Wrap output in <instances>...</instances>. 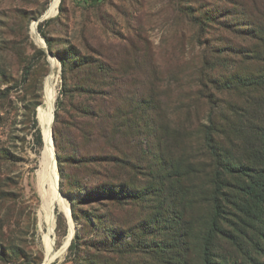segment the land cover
I'll list each match as a JSON object with an SVG mask.
<instances>
[{"label": "rangeland", "instance_id": "rangeland-1", "mask_svg": "<svg viewBox=\"0 0 264 264\" xmlns=\"http://www.w3.org/2000/svg\"><path fill=\"white\" fill-rule=\"evenodd\" d=\"M53 1L0 0V264H264V140L258 157L245 129L264 132V0H60L49 15ZM236 75L262 84L223 138L216 162L239 170L219 195L199 131L222 100L247 106L218 89ZM49 76L56 109L67 86L55 252L74 235L47 263L33 119Z\"/></svg>", "mask_w": 264, "mask_h": 264}, {"label": "trees", "instance_id": "trees-1", "mask_svg": "<svg viewBox=\"0 0 264 264\" xmlns=\"http://www.w3.org/2000/svg\"><path fill=\"white\" fill-rule=\"evenodd\" d=\"M210 18H207L206 21L202 19H197V23L201 25L202 28H204L207 23H209ZM255 24V23H254ZM60 60L62 62L63 66V80H65V68L67 65L70 63V58L68 57H60ZM208 66L209 62H207ZM212 67H215V65H212ZM262 84V81L259 78H254L253 80H250L248 77L242 78L240 75L233 76V78H226V80L220 85H218V89L224 90L229 94L230 97H232L233 94L238 93L240 94L241 97L247 96L245 99L246 107H242L239 105L237 102L233 101L230 99L228 101V104L226 103V100H222L223 104L225 103V106L229 108L228 112H219L221 109H217L214 111H210L211 113L209 116H207V124H202L201 125V132L199 131L200 138L203 140V145L204 149L206 150V157L210 160L213 161V164L210 165V169L212 170V183L214 184L215 187V193L221 194L223 192V188H226V186L229 184L227 178L225 177L226 174H233L234 172H237L239 170V167H236L231 165V163H219L217 164L216 160H221L223 158V152H224V146L222 145L223 143V138L225 137L226 140L231 142V144H235L236 136H241L243 134V131H239L240 128L243 127L244 124V118L246 117V112H249V109H252L254 105L257 103L253 101V92L257 90L258 86ZM244 90V91H243ZM67 92V86L65 85V82L63 83V87L61 90V96L58 97L57 99V109L55 111V121H54V135H55V144L56 147L59 150H61V145L60 142L61 140L59 139L60 136V131L61 128L60 125H63L62 117L61 114L59 113L61 106L63 104V97L65 96ZM206 99L210 103H215L213 101V96H205ZM262 106V105H261ZM252 112V111H251ZM95 115V114H94ZM239 118L238 120L235 118ZM254 115L252 118L254 119ZM256 119V118H255ZM34 126L36 127V142L39 145H43V135H42V130L39 124V120L34 115ZM248 125L246 126L245 129H247L248 132L251 133V136L249 139H247V143L249 144L250 147L254 148L258 152V157L260 156V151H262L261 141L262 139L264 140V132L262 125L260 123L254 124L250 121H248ZM62 132V131H61ZM241 133V134H239ZM263 135V136H262ZM59 154V152H58ZM226 162V161H225ZM217 167H221L219 170H222L221 172L217 171ZM64 175V172H61V176ZM223 194V193H222ZM218 204H216V211L221 212V205L219 202V197H218ZM220 232V227L217 224L216 227L213 229V234L216 236ZM212 236V234H211ZM74 244H72L73 246ZM0 255L2 256V260L10 256V251L9 248L0 246Z\"/></svg>", "mask_w": 264, "mask_h": 264}, {"label": "bare ground", "instance_id": "bare-ground-1", "mask_svg": "<svg viewBox=\"0 0 264 264\" xmlns=\"http://www.w3.org/2000/svg\"><path fill=\"white\" fill-rule=\"evenodd\" d=\"M60 0H54L51 4V7L47 14L52 15L57 12L58 4ZM43 42V39L41 40ZM43 45V44H42ZM57 60V59H56ZM53 66H55V62L53 61ZM45 105L40 106L38 109V119L40 122L41 130L43 131L42 124L45 122H48L49 127L46 134L47 138V152L48 155L45 157L41 155L40 159V168L37 170V179L39 188L41 190V195L43 198V210L45 212L44 218L46 220L47 226H48V232L45 234V243L48 251V259L47 263L54 260V258L58 255H61V253L67 248L69 245V242L71 241L73 235H74V229L71 228V231L69 233V236L63 246V248L59 252H55L54 250V242L51 237L54 225H55V215L53 212L54 204H60L62 209L65 210V212L70 215L71 209L67 205V203L64 201L62 197L60 196L58 192L59 188V181L61 178L60 170L58 169V163L56 160V148L54 146V142L51 136V126L53 121V112H54V105L56 102L57 95V89L56 85L53 81V76H49L46 83H45ZM41 215V214H40ZM43 215L41 217H43ZM71 222V221H70ZM56 226V225H55ZM75 228V227H74ZM50 264V263H49Z\"/></svg>", "mask_w": 264, "mask_h": 264}, {"label": "water", "instance_id": "water-1", "mask_svg": "<svg viewBox=\"0 0 264 264\" xmlns=\"http://www.w3.org/2000/svg\"><path fill=\"white\" fill-rule=\"evenodd\" d=\"M55 110H56V106L54 105L53 121H52V126H51V136H52V139H53V142H54V146H55V135H54V127H53V125H54V121H55ZM42 127H43L42 135H43V142H44L42 156L45 157L46 155H48V152H47V138H46V134H45L44 131L47 132V130H48V127H49L48 122L43 123ZM55 148H56V146H55ZM55 157H56V155H55ZM56 160H57V158H56ZM58 169H59V167H58Z\"/></svg>", "mask_w": 264, "mask_h": 264}]
</instances>
